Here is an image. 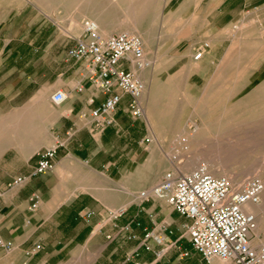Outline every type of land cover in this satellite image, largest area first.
Wrapping results in <instances>:
<instances>
[{"label":"crops","instance_id":"1","mask_svg":"<svg viewBox=\"0 0 264 264\" xmlns=\"http://www.w3.org/2000/svg\"><path fill=\"white\" fill-rule=\"evenodd\" d=\"M251 1L42 0L8 10L0 24V235L13 247L0 248V264H172L151 251L138 260L144 230L157 232L159 223L175 222L164 215L158 223L161 215L145 211L149 223L140 234L142 211L134 201L140 200L136 192L161 174L150 158L147 167L152 174L143 180L142 144L133 128L139 121L129 118L124 96L115 126L95 128L89 113L102 96L80 77V66L67 52L82 35L83 23L92 22L107 36L141 34L145 52L154 58H176L184 46V54L207 73L218 45L232 38V12L245 16ZM161 42L167 52L158 50ZM200 42L208 48L194 61ZM79 87L84 88L81 93L76 91ZM56 91L66 94L58 105L51 101ZM58 143L62 147L52 171L8 189L14 178L31 174L37 152ZM94 172L112 176L111 186L117 184L118 190H99L105 186ZM32 195L39 197L35 210L30 209ZM117 211L123 215L111 221L110 213ZM126 225L132 240L120 232ZM172 235H163L162 246L149 243L155 250L167 247L169 253L174 245L167 240ZM36 244L41 249L30 256ZM148 257L155 259L148 262Z\"/></svg>","mask_w":264,"mask_h":264},{"label":"rangeland","instance_id":"2","mask_svg":"<svg viewBox=\"0 0 264 264\" xmlns=\"http://www.w3.org/2000/svg\"><path fill=\"white\" fill-rule=\"evenodd\" d=\"M28 1L34 4L42 2V0H0V24L5 21L8 10L20 7ZM248 7L245 16L241 12H232V38L227 37L226 42L218 45L217 57L208 66L207 73L202 72L203 69L200 63L193 62L192 69L179 66L178 61L187 54H184V46L180 47L181 49L176 58H156L161 65H169L164 79H161L160 84L156 86L157 95L167 93L163 99L162 96L158 97L159 107L156 108V110L159 108V110L164 111L167 124L164 125V128L159 129L157 122H155L158 115L154 114L151 118H148L145 114V118L133 124V128L138 132L142 144L140 157L144 182L149 180L152 174L147 167L150 158H152L153 167L157 168V174L161 175L157 181L148 186L149 188L142 187L138 190L136 192L139 193L138 195L152 189L166 172L179 167L182 172L189 173L202 163L206 164L210 171L217 168V172L214 173L216 176H225L220 168H226V171H232L235 174H242L246 170L247 172L259 170L258 175L249 176V179H260L264 184V0H252ZM162 37L161 33L158 38L161 39ZM209 42L213 47L211 41ZM158 50L167 52L168 48L165 43L161 42L158 45ZM145 55L151 57L152 52L146 51ZM186 100L190 101L192 105L190 106ZM143 101L146 112L148 102L145 97ZM236 102L243 106L252 103L257 105V109L251 114L243 108L238 111H229L223 117L220 112L218 113L213 108L222 105V103L231 106ZM194 104L198 106L193 107ZM205 119H209V122L213 121L214 123L219 119L230 120V122H222L220 128H216L217 124L213 123L212 130L208 132L209 136L201 140L197 139L198 145H187L185 143L187 137L183 133L191 134L196 130V127H200L202 120ZM181 125H183L184 132L180 128ZM181 134L183 135L180 137ZM155 136H158V143L155 142ZM146 139H150V142L147 143ZM152 152L153 156H148ZM193 159H195V162L192 165L191 160ZM94 173L99 176H97V179L103 182L104 185L102 186H105L103 188L99 187V190H118L115 188L118 186L117 184H113L114 188L111 186L112 176L108 177L103 172ZM244 178H248V176ZM107 182H109V187L106 185ZM104 198L107 200L108 196H104ZM134 201L135 204H140L139 208L142 211L139 217L141 236L142 228L148 227L149 223L148 216L144 214L145 211L154 210L155 215H161V218L157 221L158 223L164 215H171L175 221L174 225H171L172 230L184 223V220L172 212L167 204L156 200L154 197L148 201L134 198ZM130 211H133V208ZM263 240L264 233L257 236L254 233L252 244L257 246ZM167 241L174 245L169 253L163 257L169 260L170 263L203 264L201 257L191 248L186 237L180 232L174 230L170 240ZM141 248L138 260H141L145 253H148L143 247ZM182 253H187L188 258L181 259L180 255ZM125 259L124 257L123 261ZM148 259L149 261H146L151 262L155 258L148 257Z\"/></svg>","mask_w":264,"mask_h":264},{"label":"built area","instance_id":"3","mask_svg":"<svg viewBox=\"0 0 264 264\" xmlns=\"http://www.w3.org/2000/svg\"><path fill=\"white\" fill-rule=\"evenodd\" d=\"M83 33L75 38L68 49L67 56L80 66V77L85 78L96 93L102 96L89 117L93 126L99 130L115 126V116L127 97L126 108L129 118L136 122L145 118L144 95L146 83L139 72L148 68L142 39L135 34L124 32L107 36L100 32L92 22H84ZM207 43L199 45L193 60H200ZM83 87L76 88L81 93ZM66 100V94L56 91L51 96L53 104ZM149 143L150 139H146ZM62 144L39 151L36 167L28 176H18L9 184L8 189L18 188L32 178L53 170L58 150ZM166 172L152 189L141 192V199L148 201L153 197L167 204L184 223L175 229L186 237L191 248L201 257L203 264H214L218 260L224 264H264V240L257 246L252 244L256 229V217L245 211L246 206H255L264 198V184L256 178L246 180L238 189L234 182L225 176L213 175L206 164H199L189 173L178 168ZM1 198V193H0ZM30 209L39 205V197L29 199ZM124 211L110 213L109 219L116 221ZM88 216V214H87ZM130 226L120 229L123 236L128 235ZM171 224L161 222L158 230H144L141 247L153 252L157 259L165 256L168 249L155 250L150 241L157 246L163 245V235H171ZM13 247L0 235V248L6 251ZM41 246L36 244L29 251L30 256L39 253ZM136 254V253H135ZM133 255L127 256L129 261ZM181 258H188L182 253ZM134 264H141L136 262Z\"/></svg>","mask_w":264,"mask_h":264},{"label":"bare ground","instance_id":"4","mask_svg":"<svg viewBox=\"0 0 264 264\" xmlns=\"http://www.w3.org/2000/svg\"><path fill=\"white\" fill-rule=\"evenodd\" d=\"M96 24V23H94ZM97 25V24H96ZM139 36L145 40L143 38V36L141 34H139ZM142 40V41H143ZM215 44V43H214ZM190 56V54H185L184 57L178 61L179 63V66H183V67H188V68H193V63L190 62V59H188V57ZM145 59L146 61L148 62V68L146 70H143L141 72H139V75L140 77L144 80V82L146 83V86H147V90H146V93L144 95V97L147 99V102H148V109L147 111L145 112L146 113V116H148V118H151L152 115L154 114H157L158 115V118H155V122H157L156 124L158 125V128L159 129H162L164 128V125L167 124L166 121H165V117H164V111H161L159 110V108L156 110L157 106L159 107V104L157 103V100H158V97H161L162 96V99L167 95V93L165 94H161V95H157L156 94V91H157V84H160L159 81L161 79H164V75L165 73L168 71V66H164V65H161V63L159 62V60H156V58L153 57V55L150 57L145 55ZM158 59V58H157ZM177 63V64H178ZM171 64V63H170ZM173 66V65H172ZM195 68V67H194ZM168 76V75H166ZM170 76V75H169ZM172 79V77H171ZM164 89V88H163ZM202 93V92H201ZM202 95V94H201ZM226 95V93H225ZM221 97V96H220ZM224 98V96H222ZM223 98H220V99H223ZM226 98V97H225ZM161 99V100H162ZM187 101V100H186ZM223 101V100H222ZM187 103L191 106L192 104L190 103V101ZM216 104V103H215ZM198 105H195L193 107H196ZM186 107V106H185ZM208 107V106H207ZM212 107V106H211ZM260 107V106H259ZM258 107V108H259ZM214 109H216V111L219 113H221V116H225L229 111H238L240 109H245L246 112H249L250 114L252 112H254L256 109H257V105L255 104H249L248 105H241L240 103H235V104H232L231 106H227V105H217V107H213ZM185 109V108H184ZM191 109V108H190ZM210 109V108H209ZM146 110V108H145ZM194 110V109H193ZM207 112H208V108L206 109ZM259 110V109H258ZM261 110V109H260ZM259 110V111H260ZM182 111V110H181ZM214 111V110H213ZM196 112V111H194ZM197 113V112H196ZM213 113V112H212ZM149 114V115H148ZM249 114V115H250ZM199 116V115H198ZM207 116H208V113H207ZM212 117V116H211ZM240 117V116H239ZM238 118V117H237ZM153 119V117H152ZM236 119V118H234ZM242 119V118H241ZM239 119V120H241ZM234 121V120H233ZM238 121V120H237ZM228 123L230 122V120H222V119H219L216 123H214L213 121H210L209 122V119H205V120H202V124L200 125V127H196V130L194 132H192L191 134H187V133H183L186 137H187V140H185V143L189 146H194V145H198L199 142L197 141V139H204L206 138L208 135V132H210L213 128V123L214 124H217L216 125V128H220V124L221 123ZM155 124V125H156ZM156 125V126H157ZM181 130L184 132V128H183V125H181ZM215 128V127H214ZM218 132V131H217ZM216 132V133H217ZM181 134L180 137L183 135ZM153 135V134H152ZM215 136V134H214ZM211 137V136H210ZM158 136L156 137L155 136V142L158 143V140H157ZM221 160V159H220ZM197 161V160H196ZM195 162V159L191 160V164L193 165ZM210 165V164H209ZM198 166V165H197ZM210 167V166H209ZM216 170L214 171H210L213 175L215 173V171L217 172V168H215ZM222 169V172L223 174L225 175V177L231 179L233 182H236V189H238L241 185H243L246 180L249 179V176L252 177V176H256L258 175V173L260 172L259 170H254L253 172H247L246 171H243L244 173L242 174H235L234 172L232 171H226V168H220ZM180 170V169H179ZM219 171V170H218ZM219 176V175H218ZM245 176H248V178H244ZM260 176V174H259ZM259 178V177H258ZM260 180V179H259ZM139 197L141 198V195H139ZM246 212L248 213H251V214H254L255 217H256V229L254 231V233L256 234V236L260 233H264V198L262 199V202L258 205H255V206H246V209H245ZM255 243V242H254ZM255 245V244H254ZM214 264H224L222 263L221 261H214Z\"/></svg>","mask_w":264,"mask_h":264}]
</instances>
